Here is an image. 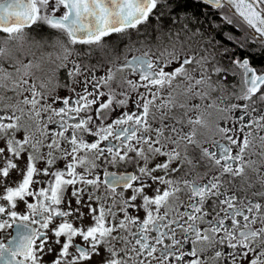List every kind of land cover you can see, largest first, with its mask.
<instances>
[{
    "label": "snow or ice",
    "instance_id": "1",
    "mask_svg": "<svg viewBox=\"0 0 264 264\" xmlns=\"http://www.w3.org/2000/svg\"><path fill=\"white\" fill-rule=\"evenodd\" d=\"M0 264H264V0H0Z\"/></svg>",
    "mask_w": 264,
    "mask_h": 264
}]
</instances>
